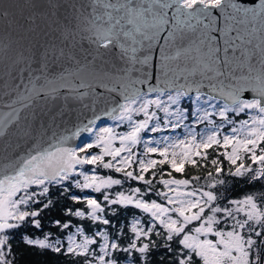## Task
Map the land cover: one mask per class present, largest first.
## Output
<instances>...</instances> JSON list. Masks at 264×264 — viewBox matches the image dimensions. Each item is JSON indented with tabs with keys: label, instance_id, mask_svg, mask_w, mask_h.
Returning <instances> with one entry per match:
<instances>
[{
	"label": "water",
	"instance_id": "obj_1",
	"mask_svg": "<svg viewBox=\"0 0 264 264\" xmlns=\"http://www.w3.org/2000/svg\"><path fill=\"white\" fill-rule=\"evenodd\" d=\"M166 90L264 110V0H0V190L70 175L91 124Z\"/></svg>",
	"mask_w": 264,
	"mask_h": 264
},
{
	"label": "rangeland",
	"instance_id": "obj_2",
	"mask_svg": "<svg viewBox=\"0 0 264 264\" xmlns=\"http://www.w3.org/2000/svg\"><path fill=\"white\" fill-rule=\"evenodd\" d=\"M183 1L191 3L193 0ZM201 1L207 3L216 0ZM182 94L181 90L143 92L125 100L116 116L91 124L87 134L72 148L71 152L79 158L83 157L84 161L77 162L71 174L78 173L76 179H80L87 188L96 187L103 184L105 179L99 177L86 160L97 161L107 155L115 167L124 168L135 160L137 167L145 168L156 159H165L171 166L180 168L199 146L217 141L223 145L224 155L231 161L240 150L256 158L258 168L255 173L264 179V110L257 101L242 98L233 104H226L220 99L196 92L185 94L189 97L185 100L189 102L186 105ZM226 106L235 112L243 110L246 116L239 120L230 118L225 113ZM77 148L86 151L78 153L75 151ZM41 179L36 177L31 183L40 182ZM163 182L162 201L141 202V208L150 215L148 222L145 223L138 216L132 218L130 226L133 237L146 234L153 225L152 220L159 222L167 231L179 230L186 224L188 227L183 226L187 230L182 241L200 256L202 264L246 263L251 229L258 220L264 219V209L256 207L252 197L231 200L227 203V206L231 205L230 211L228 207L211 206L215 202V193L210 189L197 191L183 181L172 178H165ZM28 184L20 183L15 198L19 208H13L15 214H18L21 201L26 199L20 190ZM12 197L7 200L2 192L5 202L12 201ZM97 207L95 202L90 201L92 214L96 213ZM200 212L203 213L197 217ZM11 215L7 210L4 212L0 228L7 224ZM220 216L226 217L230 224H236L220 228L217 226ZM69 235L75 238L70 251L85 252L89 249L91 238L80 225L72 226L63 239L45 240L54 248L63 246L69 250ZM59 241L64 243L60 244ZM111 244L103 234L99 252H90L93 258L91 262L109 264Z\"/></svg>",
	"mask_w": 264,
	"mask_h": 264
},
{
	"label": "trees",
	"instance_id": "obj_3",
	"mask_svg": "<svg viewBox=\"0 0 264 264\" xmlns=\"http://www.w3.org/2000/svg\"><path fill=\"white\" fill-rule=\"evenodd\" d=\"M181 97L187 105L189 102L185 100L189 97L185 94ZM225 113L235 120L246 116L243 110L235 112L227 106ZM81 150L77 148L75 151H86ZM85 162L105 179L103 184L87 188L80 179H76L78 173H73L62 174L53 181L43 179L21 188L20 193L26 195V199L21 201L18 214L12 218V223L20 227L7 234L11 237L9 243L15 254L14 264H95L91 262L93 258L90 252H99L103 234H106L108 242H112L109 264H202L200 256L182 241L187 230L183 226L188 227L186 224L179 230L167 231L159 222L152 220L153 225L146 234L133 237L130 226L132 218L138 216L145 223L148 222L150 215L141 208V202L162 201L165 178L181 180L197 191L212 190L215 202L211 206L214 207L230 208L231 205L227 206V203L231 200L250 196L256 207L264 209V179L255 173L257 159L240 150L231 161L224 155L223 145L217 141L199 146L180 168L171 166L165 159H156L145 168L137 167L134 160L120 168L111 164L107 155L97 161ZM90 201L98 206L95 214L91 213ZM37 210L40 211L39 230L32 226L31 218L20 219ZM218 219L217 226L220 228L236 224H230L223 216ZM74 225H80L91 238L89 249L85 252H69L59 246L63 254H57L52 246L51 250H41L28 247L22 241L24 236L47 241L63 239ZM3 228H9V223ZM251 230L245 264H262L264 219L258 220Z\"/></svg>",
	"mask_w": 264,
	"mask_h": 264
},
{
	"label": "snow or ice",
	"instance_id": "obj_4",
	"mask_svg": "<svg viewBox=\"0 0 264 264\" xmlns=\"http://www.w3.org/2000/svg\"><path fill=\"white\" fill-rule=\"evenodd\" d=\"M51 2V0H49ZM135 0H125V3L127 4H133ZM117 11H120V9H116ZM110 19V17H109ZM117 23H119V19L117 20ZM105 24H108V21H105ZM116 27V24H112L110 27H104L101 26L100 30L97 31L92 37L91 40H97L101 41L99 43V47H107L108 43L112 41L113 38V29ZM121 29L125 27V25L120 24ZM67 38V33H65V39ZM44 57L46 58L48 53L47 50L43 53ZM60 55H63V49H60ZM42 67H45L42 65ZM23 77V72L21 73V79ZM35 79L39 81L40 77L36 76ZM27 90V89H25ZM18 195V190L17 192L13 193L12 201L5 202L2 199V190H0V219H3V214L7 210L8 212L12 213L11 216L8 218V223H9V228H0V264H14L15 261V254L12 251V245L9 243L11 237L8 236V232L14 230L15 228L20 227V225L13 224L12 223V218L14 217L15 213L13 212V208H19V203L16 201V196ZM47 207V205H45ZM40 215V211H33L30 216L29 214H25L22 216L20 219L21 221L28 220L31 218L33 220V227L36 228L37 230L40 229V222L38 220V217ZM58 223V222H57ZM67 227V225L65 226ZM50 239V235L48 236ZM75 238L71 235L67 237V244L69 245V252H70V246ZM22 241L26 244L28 247H35L39 248L41 250L43 249H49L51 250V246L47 243L45 239L42 238H29L28 236H24L22 238ZM60 244H63L64 241H59ZM57 254H63V249L60 247H56L54 249Z\"/></svg>",
	"mask_w": 264,
	"mask_h": 264
},
{
	"label": "bare ground",
	"instance_id": "obj_5",
	"mask_svg": "<svg viewBox=\"0 0 264 264\" xmlns=\"http://www.w3.org/2000/svg\"><path fill=\"white\" fill-rule=\"evenodd\" d=\"M183 1V0H182ZM68 177V176H67Z\"/></svg>",
	"mask_w": 264,
	"mask_h": 264
}]
</instances>
